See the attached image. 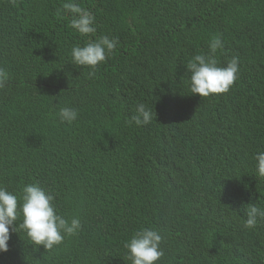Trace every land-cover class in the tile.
Wrapping results in <instances>:
<instances>
[{
  "label": "trees",
  "instance_id": "obj_1",
  "mask_svg": "<svg viewBox=\"0 0 264 264\" xmlns=\"http://www.w3.org/2000/svg\"><path fill=\"white\" fill-rule=\"evenodd\" d=\"M61 2L0 0V66L11 77L0 91V185L18 194L38 182L82 229L50 251L17 229L0 264H131L124 243L149 227L164 237L158 264H264V221L243 227L246 205L264 207L253 159L264 151V0H80L96 37L119 39L95 75L72 63L87 38L57 14ZM215 35L220 66L239 57L230 90L183 112L155 96L154 120L128 126L138 103L162 93L155 72H186ZM85 86L99 97L87 117ZM63 106L78 110L71 125L59 120ZM171 169L190 198H170Z\"/></svg>",
  "mask_w": 264,
  "mask_h": 264
},
{
  "label": "clouds",
  "instance_id": "obj_2",
  "mask_svg": "<svg viewBox=\"0 0 264 264\" xmlns=\"http://www.w3.org/2000/svg\"><path fill=\"white\" fill-rule=\"evenodd\" d=\"M11 3L15 4L16 0H11ZM57 14L68 20L67 26L70 29L87 38L83 45L77 44L71 48L72 63L89 68L91 70L89 74L95 75L98 66L115 51L119 39L110 38L108 35L97 38L96 17L91 10L82 7L80 0H62ZM224 46L220 35L213 36L208 43L209 53L197 54L187 62L185 68L188 74L177 64L170 68L163 65L160 73L155 72V78L158 79L156 82L162 93L150 97L149 108L144 103H138L135 114L126 118L125 123L137 128L149 125L154 120L151 108L155 96L183 112L190 104L194 106L196 102L212 100L210 97L212 94L228 92L238 78L239 57L232 56L226 66H220L216 54L223 50ZM10 79L9 71L0 66V91L8 87ZM185 85L189 93L182 88ZM98 99L99 97L93 96L86 86L82 89L80 102L86 117L98 103ZM78 114L77 109L63 106L59 108L57 115L61 123L71 125L77 120ZM253 118L254 116L252 120ZM13 130L15 132V129ZM152 132L163 142L164 137L160 131ZM243 138L244 136L237 138L236 141ZM229 150L232 152L231 143ZM253 159L257 176L264 178V151L257 152ZM137 160L146 172L149 161ZM163 174L170 180V198L186 199L185 195L190 198L189 193H181L189 189L184 184L180 172L171 169L164 171ZM55 199L53 191L38 182L24 185L18 194L0 185V253L6 255L9 251L10 233L17 232V229L22 230L33 245L43 246L46 251L61 245L66 237L77 235L82 229L79 216L68 220L60 215L54 203ZM246 206L247 218L243 227L254 229L264 221V207H258L256 204ZM163 239L161 231L155 228L137 230L124 243L127 258L131 264H158L164 256L161 246Z\"/></svg>",
  "mask_w": 264,
  "mask_h": 264
}]
</instances>
